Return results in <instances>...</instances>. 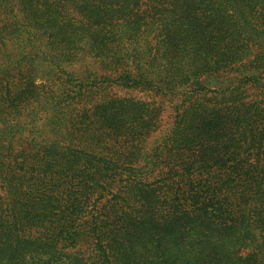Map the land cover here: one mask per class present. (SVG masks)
<instances>
[{
  "label": "trees",
  "instance_id": "1",
  "mask_svg": "<svg viewBox=\"0 0 264 264\" xmlns=\"http://www.w3.org/2000/svg\"><path fill=\"white\" fill-rule=\"evenodd\" d=\"M149 27L177 85L225 90L188 99L146 172L62 142L14 169L0 145V264H264V0H0V85L39 76L60 104L93 58L158 90L129 54Z\"/></svg>",
  "mask_w": 264,
  "mask_h": 264
},
{
  "label": "rangeland",
  "instance_id": "2",
  "mask_svg": "<svg viewBox=\"0 0 264 264\" xmlns=\"http://www.w3.org/2000/svg\"><path fill=\"white\" fill-rule=\"evenodd\" d=\"M152 33L149 27L134 38L129 54L135 50L138 57L144 56L141 68L150 78L151 72H157L158 90L144 82L128 87L124 80L121 85L114 72L109 73L93 58H84L67 65L66 71L83 82L91 76L97 83L84 92L76 89L58 104L55 95L51 96L56 92L52 83L39 76L31 83L23 73H11L8 85H0V145L7 147L12 168L26 160L37 161L50 144L62 142L117 165L149 170L151 156L159 152L158 147L169 144L177 115L185 110L188 99L204 105L209 101L206 90L219 95L228 83L223 76H204L200 78L203 84L193 94L190 83L177 85L185 73L182 64L165 66L160 58L162 48ZM255 51L260 53L259 49ZM131 61L128 57L125 66L129 70L133 68ZM107 76L111 83L106 82Z\"/></svg>",
  "mask_w": 264,
  "mask_h": 264
}]
</instances>
